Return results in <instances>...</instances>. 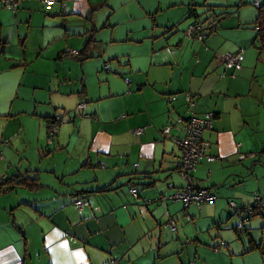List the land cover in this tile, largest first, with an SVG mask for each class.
I'll return each instance as SVG.
<instances>
[{"label": "crops", "instance_id": "crops-1", "mask_svg": "<svg viewBox=\"0 0 264 264\" xmlns=\"http://www.w3.org/2000/svg\"><path fill=\"white\" fill-rule=\"evenodd\" d=\"M254 1L17 0L14 10L0 1V178L29 171L40 182L36 191L0 194V264H264V215L233 232L218 228L238 220L227 197L240 207L254 200L244 186L264 167V37ZM191 11L217 23L203 41L185 33ZM93 29L80 62L69 50H81ZM99 49L109 63L95 74L103 84L91 81ZM225 53L239 54L238 63L225 66ZM208 112L214 116L203 137L215 160L202 158L190 175L214 202L185 211L178 200L143 204L185 185L172 141L182 135L176 119ZM62 113L47 144L45 122ZM33 150L38 167H48L31 168ZM257 155L251 175L230 166ZM166 218L176 229L166 227L173 237L162 240L155 235ZM217 238L226 252L210 250Z\"/></svg>", "mask_w": 264, "mask_h": 264}, {"label": "built area", "instance_id": "built-area-1", "mask_svg": "<svg viewBox=\"0 0 264 264\" xmlns=\"http://www.w3.org/2000/svg\"><path fill=\"white\" fill-rule=\"evenodd\" d=\"M4 3H10L12 8L15 6V1L13 0H2ZM58 2V0H43L44 5H52L53 3ZM259 0H255V6L259 5ZM62 10L65 9V4H62ZM193 21L188 24L186 32L188 34H194L198 40H202L207 33L205 30V26L203 21L199 20L196 15L193 16ZM216 28V27H214ZM71 53H74V50H70ZM239 55L235 53H225L222 56L223 63L226 66L236 64L239 61ZM107 66H105L106 68ZM187 100H190L189 95H187ZM193 105V103L191 102ZM212 113H205L201 116L191 115L188 119L183 120L182 118H178V122L181 123V136H175L172 138L173 143L175 144L180 159L178 162V168L180 170V176L185 182V188L181 192H175L170 195H161L157 196L153 199H147V203H151L154 201L165 202L166 200L173 201H181L183 207H187L191 202L200 203L204 201H212L214 196L208 192L207 189H195L188 178V173L195 169L198 162L207 157L209 161H214L215 158L211 155H208V150L210 148V143L203 137V133L205 130L211 128L212 122ZM50 131L49 135H52L56 132V126L49 125ZM144 128H137L136 133L140 134L143 132ZM170 131V126H167L162 129L161 134L165 136ZM50 140V139H49ZM130 193L136 196L137 191L134 186H130ZM145 200V199H143ZM76 206L81 207L82 202L80 200L76 201ZM231 208L237 210V204L235 201H230L229 203ZM167 227L170 230H174L176 228L173 219L169 218L167 222Z\"/></svg>", "mask_w": 264, "mask_h": 264}, {"label": "trees", "instance_id": "trees-1", "mask_svg": "<svg viewBox=\"0 0 264 264\" xmlns=\"http://www.w3.org/2000/svg\"><path fill=\"white\" fill-rule=\"evenodd\" d=\"M2 2V0H0ZM15 1V6L12 8V5L10 3H4L2 2L3 5L5 6H9L12 10H14L16 8V5H17V0H13ZM41 3L43 4V0H40ZM62 0H58V2H61ZM259 5L256 6L257 10H258V22L259 23V28H260V35H262L261 37L263 38L264 37V0L262 1H259ZM44 5V4H43ZM65 11V9L63 10V12ZM196 15L198 17L199 20H201L198 16V14L194 11H191L189 16H191V21L188 23L190 24L192 21H193V16ZM85 18L88 19V21L91 23L92 22V17L86 15ZM202 21V20H201ZM204 23V26H205V30H207V33H206V36L200 40V41H203L206 37L210 36L213 32L216 31L217 29V23H208V24H205V21H203ZM258 25V24H257ZM188 26V25H187ZM216 27V28H214ZM187 29V28H186ZM95 32L96 30H91V32L89 34L86 35V38H85V41H84V45H83V48L79 51H75L74 53H71L70 50H69V53H71L73 56H75V58H78V61L82 62L84 61L85 59H87L89 57L88 55V51H89V48L92 46V44L95 42ZM185 33L188 35V36H192L194 38H196V36L194 34H188L186 31ZM197 39V38H196ZM4 46H5V41L2 39V36H1V28H0V51H3L4 49ZM264 48V46H262ZM239 55V54H238ZM240 57V55H239ZM240 59V58H239ZM234 65V64H232ZM105 66H107L105 68ZM226 66V65H225ZM231 66V65H229ZM103 69L105 70H108L109 69V63L108 62H105L104 63V66H103ZM187 97V96H186ZM190 97V96H189ZM190 100L191 101H188L187 98H186V101H187V105H188V108H191L193 105L191 104V102L193 103V100L191 99L190 97ZM81 106V103L79 104V107ZM209 113H212V112H209ZM191 115H196V114H190L189 116L187 117H179V118H182L183 120H186L188 119ZM58 116V117H57ZM199 116V115H198ZM213 116H214V113H212V118L213 119ZM61 117L59 115H55V116H52L51 118H48L45 122V127H46V138H47V144H51L52 143V140L53 138H55V136H57L58 134V131H59V122L61 121ZM176 123L179 124L180 126V129H181V123L178 122V119H176ZM55 125L56 126V132L52 135H49V131H50V128H49V125ZM211 125H212V122H211ZM162 131V130H161ZM167 135V134H166ZM50 139V140H49ZM209 155V154H208ZM212 156V155H211ZM214 157V156H213ZM180 158V157H179ZM205 158V157H204ZM207 158V157H206ZM215 158V157H214ZM199 163V162H198ZM197 166V165H196ZM179 167V166H178ZM177 167V170H178V173L180 175V170L179 168ZM196 168V167H195ZM195 170V169H194ZM193 171V170H192ZM27 172L29 171H26V172H23V173H18L14 176H11V177H2L0 178V194L2 193H6L12 189H15L17 187H21V188H24V189H27L29 191H36L40 188V182H39V179L33 175H30L28 174ZM191 172L188 173V178H189V181L191 183V185L195 188V189H207L208 192L210 194H212L214 196V199L212 201H204V202H200V203H211V202H214V200L216 199V196L215 194H213L208 188H205V187H195L191 181V175H190ZM181 177V176H180ZM184 181V180H183ZM185 183V182H184ZM130 186H134V185H130ZM130 186H129V193H130ZM135 187V186H134ZM136 188V187H135ZM185 188V186L182 187L181 190H177L176 192H181L183 189ZM137 191V189H136ZM175 193V192H174ZM131 194V193H130ZM173 194V193H172ZM132 195V194H131ZM161 195H164V194H161ZM159 195V196H161ZM170 195V194H169ZM133 197H138V192L136 194V196L132 195ZM154 198V197H153ZM151 198V199H153ZM141 199V198H140ZM145 199V200H143ZM80 200V199H78ZM147 198H142L141 201L143 202V204L145 205H148V204H151V203H147L146 202ZM77 201V200H76ZM75 201V203H76ZM81 201V200H80ZM230 201H233V200H230ZM230 201H228V206L229 208L233 211V213L238 217V220L236 223H233V224H228V222H224V224L220 225L219 228L220 229H225V230H236V229H239V228H242L243 227V224L246 220H248L251 216H254V215H257V214H261V215H264V198H261V197H255L254 200L247 204V205H244V206H238L237 205V210H235L234 208H231L229 203ZM82 202V201H81ZM154 202H158V201H154ZM181 202V201H180ZM74 203V204H75ZM191 203H194V202H191ZM190 203V204H191ZM198 203V204H200ZM236 203V202H235ZM182 204V202H181ZM189 204V205H190ZM197 204V203H196ZM188 205V206H189ZM76 206V204H75ZM82 206V205H81ZM187 207H183V210H187ZM76 208H80V207H77ZM173 219V218H171ZM174 223H175V220L173 219ZM167 222H168V219H167ZM167 222H165L167 225ZM176 229V228H175ZM174 229V230H175ZM216 242L217 244L216 245H212L210 246V250L212 251H218L222 248H226L227 247V244L226 242H224L222 239L220 238H217L216 239Z\"/></svg>", "mask_w": 264, "mask_h": 264}, {"label": "rangeland", "instance_id": "rangeland-1", "mask_svg": "<svg viewBox=\"0 0 264 264\" xmlns=\"http://www.w3.org/2000/svg\"><path fill=\"white\" fill-rule=\"evenodd\" d=\"M261 1V0H260ZM255 5V4H254ZM102 12H106V11H101V13ZM107 13V12H106ZM107 16V14L104 16V18ZM117 47L119 48V49H121L120 48V46L119 45H117ZM116 46H114V47H110V49L109 50H117L116 48H117ZM100 49L99 50H97V52L96 53H94V62H92L91 63V66H92V69H94L95 70V72L93 73V76H92V80L91 81H93V83H95V84H103V82H104V80H102V77H101V79L100 78H95V74H96V71L102 66V63H104V62H102L101 61V55L99 54L100 52ZM114 54V53H113ZM103 61H106V59H104ZM111 61H115V60H113V59H111L110 60V62ZM99 63H101V66H100V64ZM89 80H90V78H89ZM100 81V82H99ZM90 85H91V83H90ZM74 107V106H73ZM67 114H69V116L70 117H74V116H78V113L76 114V112H75V109H73L72 111H70V112H67ZM63 115H65V114H63L62 113V116H61V118H63ZM203 115V114H202ZM199 116H201V115H199ZM58 117V116H57ZM71 119V118H70ZM71 121V120H70ZM61 122L62 121H60L59 123L61 124ZM59 124V125H60ZM55 138H56V136H55ZM55 138H53V140H52V142L55 140ZM45 141L47 142V138L45 137ZM54 143V142H53ZM53 145L54 144H52V145H49V147H53ZM28 148V146L26 147V149ZM25 149V148H24ZM25 149V150H26ZM22 156L23 157H25L26 158V156H27V153H26V151H25V153L23 152V154H22ZM30 156L32 157V158H30V159H28L27 161H28V163H29V165L31 166V168H42L44 165H45V167H48V164H46V161H44V162H41L40 163V166L38 167V159H39V155H37V151H35V150H33V151H31L30 152ZM63 157H64V154H59V156H57L56 157V160H51V162L53 163H55L56 165H59L60 163H61V161L59 160L60 158H61V160L63 159ZM257 158H252V159H247L246 161H244L243 163H240V162H233V163H231L230 164V166H232L233 168H237V166L239 165L240 167H244L245 168V175L247 176V175H251L252 174V172H251V170L252 169H254L253 168V166H251L250 164H251V162L252 161H256L258 158H262V157H259V155H257L256 156ZM262 160H264V158H262ZM232 168V169H233ZM244 170V169H243ZM255 171V175H254V183H252V185L251 184H248L249 186H244V188L245 187H247V188H245V189H247V190H252V191H254V192H251V193H249L250 195H253L254 197H261V198H263V193H264V167H261V166H259V167H257L256 168V170H254ZM242 176H243V174H242ZM252 181V180H251ZM224 182H227V181H224ZM247 182H249V181H247ZM253 182V181H252ZM255 182H257V186H254V184H255ZM227 183H232V180H231V182H227ZM225 187H229V186H225ZM231 188H234V187H231ZM256 189V190H255ZM258 189H260V191H261V193L260 192H258L259 190ZM238 191L241 193V191H242V187H240L239 189H238ZM228 201H230V200H233V201H236V198L234 197V196H231V197H227L226 198ZM167 219V218H166ZM166 219H164V220H161V222H160V224H159V226L157 227V233H156V237H157V235H159V236H162L163 238H162V240H166L168 237H173V233H171L166 227H167V225L165 226V222H167L166 221ZM231 223H232V221L230 220L229 222H228V224H230L231 225ZM233 224V223H232ZM219 228V227H218ZM218 228H216L217 230H218ZM215 229V228H214ZM222 231V229H220L219 228V231ZM237 230V229H236ZM213 231H215V230H213ZM229 231V230H228ZM230 232H233V230H230ZM164 235H165V237H164ZM166 235H167V237H166ZM227 248H222V249H220L219 251L220 252H226L227 250H226ZM212 251V250H211ZM240 264V262H239V259H233L232 261H225V263L224 264Z\"/></svg>", "mask_w": 264, "mask_h": 264}]
</instances>
